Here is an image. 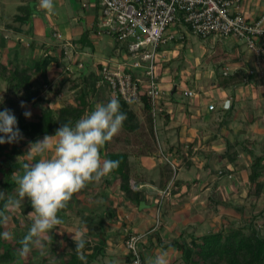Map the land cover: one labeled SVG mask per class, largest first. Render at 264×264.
Instances as JSON below:
<instances>
[{
	"label": "rangeland",
	"instance_id": "374dc122",
	"mask_svg": "<svg viewBox=\"0 0 264 264\" xmlns=\"http://www.w3.org/2000/svg\"><path fill=\"white\" fill-rule=\"evenodd\" d=\"M30 1L0 0V38L4 35L3 30L9 33V47L12 49L15 45L16 35L25 38L21 42L23 46H21L20 51L27 58H29L28 55L31 56L29 51L31 47L28 46L29 40L24 35V31L18 32V30L19 27L23 26L20 19L26 15V11L21 10L20 7L27 6ZM54 9V12L49 14L57 22L53 25L55 27L52 33L53 35L55 33L62 34L64 40L56 37V40L61 41L54 43L47 41V37H51L50 35L47 36L48 34L45 32L46 21L42 14L34 15L31 22L35 31L40 30V34L44 33L38 35L40 40H45L41 49H46V45H48L59 58L58 64H50L52 69L50 72L48 71V78L51 82L44 85L41 89L40 98L34 101L33 111L35 113L37 111L41 113L43 109L49 108V106L61 108L67 103L74 102L76 90L73 88V77H76L81 70L97 73L99 62H106L111 58L115 59L118 52H114L116 43L104 37L99 39L102 42L98 43L96 47L94 45V48L81 46L82 33L86 26L89 27L91 23L88 12L81 7V0H54ZM40 10L37 9L36 12L38 13ZM41 12L45 14V11L41 10ZM79 13L82 15H78ZM78 16H88L86 17L87 22H79ZM2 27L4 29H1ZM179 29L181 34H187L186 41L176 47L172 46V49H170L171 45L168 47L169 52L164 56V60L173 59L168 68H162L164 60L159 63L164 91L163 97L160 99L162 110L158 112L156 117L154 132L158 143V153L160 148H163L162 150L171 154L172 157H170L173 158L175 157L174 151H169V147L174 145L175 148L181 150L177 156L178 163L173 159L171 161L176 164L175 176L182 178L180 180L182 183L175 185V178L169 183L166 192H164L165 189H159L155 186L158 198L153 199L151 203L149 199V208L142 213H139L135 204L130 203L129 199L125 197L119 184L109 189L116 198L107 200L99 193L103 189L104 178L100 182L89 183L78 193L79 196H82L81 202L87 203V214L90 209L95 208H98V213L103 214L106 206L110 208L119 206L122 213V216L117 219L119 222L106 219L105 226L109 222L108 229L110 230L107 232V254L100 256L91 264H127L125 262L127 250L123 243V236H125V229L131 226L132 230L143 235L141 248L147 264H149L150 259H154L161 253L167 254L168 264H185L180 251L176 247L166 246V244L174 240H188L190 233L201 236L221 227L225 229L240 227L253 222L264 234V184L258 188L255 185L251 186L248 180V164L253 158L249 151L253 154L264 155V73H262L264 70L251 68L254 60L253 54L249 52L245 44L235 39L219 37L203 39L188 32L185 28L179 26ZM66 43L67 45H65ZM184 44L185 48H183ZM216 45L228 50L225 58L219 62L209 59L214 53ZM9 47L6 51L4 50L3 61L12 50ZM23 48H26L28 52H25L26 50ZM123 48L120 47L119 49ZM177 54H180L178 55L180 58L174 59ZM39 57L40 55L37 56V58ZM21 58L20 64L25 63L23 57ZM27 58L26 61L29 60ZM32 60H34L33 56ZM29 64H31L30 60L27 62V65ZM53 66L57 68L54 69ZM239 68H243L245 72L243 91L238 87H230L224 90L217 85L218 71L233 73ZM52 70H57L58 73L54 75L53 72L55 71ZM252 74L255 75L253 78L250 77ZM0 82V95L6 91L5 94L1 95L2 98L8 93V89L4 79L0 78ZM187 89L194 91L195 95L192 97L186 95L185 90ZM174 92L175 94L171 95ZM11 94L13 93H8L10 96ZM105 96L109 100L117 99L109 93L108 88ZM231 99L234 103V110L230 115H226L224 113L225 107L230 104ZM257 100L259 101L257 102ZM22 102L20 101V103ZM28 103H25L27 108ZM129 107L136 113L137 120L143 122L146 115L143 104L134 103L130 104ZM14 115L16 116L17 113ZM39 115L31 114L30 117L34 116L36 119ZM163 129L169 130V135L166 134L165 139L161 136ZM132 134V131L122 127L108 144H113L114 139L117 140L120 136L127 138L131 137ZM22 141L24 139H20L18 145L11 143L10 146L25 152L24 158L31 160L32 163L37 162L40 157L30 159L27 154L30 145L28 144V147L25 148L21 145ZM224 143L225 149L222 145ZM125 146L127 147V145ZM209 147L213 151H216V148L223 150L224 153L228 151L229 155L219 153L221 157L224 155L227 164L222 162L221 157L219 159L218 153H214L216 155H212L214 164H209L214 168L210 166L211 168L207 169L206 167L202 170L208 171V180H191V177L186 175L187 168H189L187 165L190 166V163L197 157L198 153L195 154L197 149H200L198 152L202 149L201 153L205 154L204 150L209 152ZM14 153L10 155V160L21 161L20 154ZM198 155L201 156V154ZM155 158H159V156ZM232 158H234L233 161H231ZM6 160V156L0 157V166H4ZM164 161L167 160L164 158ZM130 162L134 163L132 158ZM154 164L152 162L151 165H147L149 168L143 167L147 179H154L158 175L160 165H158L159 163ZM152 165L155 167L152 168ZM189 169L195 172V169ZM131 185L134 187V184L131 183ZM149 189L154 190L151 187ZM83 193L87 194L84 195ZM58 216L61 223L45 235L42 240V250L34 247L27 256H18L14 264H26L27 262L39 264L37 261L41 258H45L51 263L59 262L56 255L51 257L50 249L51 247L56 248L58 253H61L66 245L64 235L74 237L75 234H80L95 244L93 236H90V233H94V231L88 224L82 226L84 220L76 215L75 210L72 209L67 213L60 211ZM7 217L5 231H10L13 238L5 239L4 243L13 246L17 235L22 230L28 231L31 221L28 214H23L20 208L10 211ZM154 233H158L162 237L163 245L158 243L153 236ZM110 238H114L116 244L114 242L113 244L115 245L110 243L112 241ZM3 249L4 247H1V250Z\"/></svg>",
	"mask_w": 264,
	"mask_h": 264
},
{
	"label": "trees",
	"instance_id": "16d2710c",
	"mask_svg": "<svg viewBox=\"0 0 264 264\" xmlns=\"http://www.w3.org/2000/svg\"><path fill=\"white\" fill-rule=\"evenodd\" d=\"M30 2L31 3H28L27 6L20 7L21 10L23 9V11H26V15L23 19H20L23 26L19 27L20 29L18 32H25L24 27L32 21L34 15H45L41 11H38V13L36 12L37 0H31ZM30 28L31 26H29V29ZM90 32L91 29H84L80 38L81 46H90L91 48H94L95 38L90 37ZM28 33H33V30L30 29ZM186 35L184 34L183 38L173 40L170 49H172V46L176 47L178 44L184 43L186 41ZM14 42L16 44H21V41L16 38ZM120 47L123 48L124 46L120 43H116L114 52H117ZM185 47L184 44L183 48ZM227 51L226 48L216 45L215 51L209 59L219 62L221 59L225 58ZM178 55L180 54H177L174 59L178 57L180 58ZM16 60L17 62L8 64L0 61V78L4 79L7 83V92L9 94L10 92L13 93L11 96L7 93L1 98L0 111L7 108L10 109L13 114L17 113V126L20 129L22 137L20 139H24V141L21 142V145L25 148L28 147V144L31 142L43 139L45 135H54L56 130L63 123L71 121L75 124V122L86 112L93 110L97 103H107L109 101L108 97L105 95L107 94V88L110 94L111 91L108 84L102 81V77L96 72L88 73L86 70H81L76 77H73V88L76 90L74 102L67 103L61 108L49 106V108L43 109L36 119H28V117L24 115V113L28 111L27 104L25 103L40 98L41 89L46 83L48 84L51 82L48 78V67L51 63L58 64L59 58L53 53L52 49H49L36 60H31V64L29 65L21 66L19 55ZM172 61L173 59L167 61L164 60L162 62V68H168ZM101 66L102 65L99 64V67ZM161 73L162 71L158 72L160 81ZM254 76L255 75L252 74L250 77L253 78ZM244 78L245 72L243 68H239L233 73H223L218 71L217 85L224 90H227L230 87L242 88L245 84L243 82ZM174 94L175 92L173 94L171 93V95ZM118 100L120 103V111L126 115L122 127L128 131H132L133 134L131 137L127 138L120 136L117 140L114 139L113 144L109 145L106 143L101 149V156L103 158L119 160L120 164L119 167L110 174V177H104V182L102 183L103 189L99 191V193L107 200L110 198H116L109 189L114 186L115 180L119 179L120 189L125 197L129 199L130 203L143 207L147 202V196L150 194V191L147 188H144L145 186H142L141 188L140 186L145 183H152L159 189H166L169 186V183L172 180H175L176 173H174L169 162H165L164 158H161L158 164L160 165V169L157 177L154 179L146 178L147 176L143 170V158L154 157L155 155L160 157V153H158V143L154 132L155 122L151 110L152 106L148 98L142 96L141 103L143 104L146 115L143 122H139L136 113L130 109V104L123 100ZM20 101L24 102L23 107L21 106ZM233 110L234 103L231 99V102L224 113L230 115ZM165 115L168 116V114ZM3 135L4 134L0 132V136ZM19 140L14 142V144L18 145ZM10 144L11 143L0 144V157H7L4 166H0V192H3L5 196L4 200H0V209L4 208V204L9 196L16 195V185L12 179V174L16 172L17 174L22 175L23 164L32 163L31 160L24 158L25 152H21L20 149L18 150L16 147L12 148ZM125 145H127V147ZM169 151H174L175 157H173V160L177 162V156L181 150L175 148L174 145H171ZM14 152L20 154L21 161L10 160L9 157H11L10 155ZM249 153L253 155V159L248 173V180L251 186L255 185L260 188L264 184V155L253 154L251 151H249ZM224 155H229V152L226 151ZM223 156L221 157L222 159L224 158ZM131 158L134 163L130 162ZM233 159L234 158H232L231 161H233ZM210 166L208 164L207 169L212 167ZM132 180L134 181V187L131 185ZM180 180L182 179L176 178V181L174 182L175 185H181L182 182ZM78 193L73 195L70 202L61 210V212L67 213L72 209L75 210L76 215L84 220L82 226L88 224L94 231V233H90V236H93L95 244H92L90 239L88 240L87 238H84L86 241L85 246L80 250L81 252H78L73 237L64 235L66 240L64 250L61 253H58L56 248L51 247L50 249L51 257L56 255L59 262L51 263L49 260L41 258L37 261L39 264H91L100 256H106L108 248V234L105 226L106 219H112L113 222L117 221V219L122 216L121 210L119 206L113 208L106 206V210L103 214L97 212L98 208L93 210L90 209V212L87 214V203L81 202V197ZM154 196H156V199L158 198L157 194ZM20 210L23 214H28L33 211L30 201L26 199L22 203ZM4 214L7 216L10 214V211H5ZM4 231L5 224L3 223V217H0V264H14L17 257L20 256L19 250L17 249H21L22 245L20 241L27 233V230H22L17 235V239L13 246L4 243L5 239L2 236ZM153 236L157 239L160 245H163L162 237L158 233H154ZM123 238L125 241V236H123ZM166 246L176 247V249L180 251L182 260L185 264H264V234L256 224H253V222L240 227H230L227 229L221 227L201 236H197L195 233H190L188 240H174L166 244ZM1 247H4V249L1 250ZM130 261L131 258L127 254L125 262L129 264ZM26 264L32 263L27 262ZM142 264H147L144 256Z\"/></svg>",
	"mask_w": 264,
	"mask_h": 264
},
{
	"label": "built area",
	"instance_id": "2783aa9c",
	"mask_svg": "<svg viewBox=\"0 0 264 264\" xmlns=\"http://www.w3.org/2000/svg\"><path fill=\"white\" fill-rule=\"evenodd\" d=\"M94 1L100 14L92 26V36L108 38L126 48L118 49L115 59L100 61L102 66H98L97 74L117 99L134 104L141 103L142 96H146L155 124L162 110L160 99L164 91L158 75L159 63L165 59L173 40L183 38L179 26L203 39L229 38L245 44L254 57L251 68L264 70V15L251 18L245 14L241 9L243 0ZM90 3L91 0H82V7L88 10ZM185 94L192 97L195 92L187 89ZM162 149L160 157L165 158L176 173L172 155ZM142 236L130 227L125 229L124 245L131 258L129 264H142Z\"/></svg>",
	"mask_w": 264,
	"mask_h": 264
},
{
	"label": "clouds",
	"instance_id": "9594fccd",
	"mask_svg": "<svg viewBox=\"0 0 264 264\" xmlns=\"http://www.w3.org/2000/svg\"><path fill=\"white\" fill-rule=\"evenodd\" d=\"M38 6L48 14L54 12V0H38ZM24 106V102L21 103ZM30 117V112H25ZM126 115L120 111L118 99L97 103L75 124L63 123L54 135L31 143L29 158L40 157L37 162L23 164V174H12L16 195L9 196L0 209V217L6 225L5 211L19 209L27 199L33 211L28 213L30 228L20 241L21 257L34 247L42 250V240L47 233L61 223L58 213L64 209L73 195L89 183L100 182L119 167V160L102 159L101 149L121 130ZM17 118L10 109L0 111V144L17 142L21 137ZM48 154V155H46ZM0 192V200H4ZM4 239H12L10 231L2 233ZM77 251L85 246L80 234L73 237ZM149 264H168L167 254H158Z\"/></svg>",
	"mask_w": 264,
	"mask_h": 264
},
{
	"label": "crops",
	"instance_id": "0c3cea01",
	"mask_svg": "<svg viewBox=\"0 0 264 264\" xmlns=\"http://www.w3.org/2000/svg\"><path fill=\"white\" fill-rule=\"evenodd\" d=\"M29 3H31V2H29ZM91 6H90V8L88 9V10H86V9H84L83 7H82V0H81V7H82V9L84 10V11H87L88 13V16H89V19L91 20V23H90V25H89V27H87L86 26V28H89V29H92V26L94 25V23H96V21H97V19H98V16H99V14H100V10H99V6H98V4H97V2L96 1H94V0H91ZM36 9H39L40 10V8H39V6H38V0H37V4H36ZM241 9H242V11L245 13V14H247V15H249L251 18H259L260 16H262V15H264V0H243V2H242V6H241ZM41 11V10H40ZM78 15H82V14H78ZM84 15V14H83ZM37 16V15H36ZM88 16H78L77 17V19L79 20V22H87L86 21V17H88ZM44 17H45V21H46V29H45V32H46V34H48L47 36H49L50 35V37L51 38H49V37H47L48 38V40L47 41H52V43H54L55 41H61V40H56V37H58V34H60V33H55V35H53V33H52V30L54 29V27L55 26H53L54 25V23L55 24H57V22H56V20L54 19V18H52L51 16H49V14L48 13H46L45 12V15H44ZM37 18V17H36ZM31 22L32 21H30V23H28V25H26L25 27H24V29H25V36H27V39L29 40V43H28V46L29 47H31V49L29 50L30 51V53H31V56L30 55H28V57L29 58H27L26 56H23V54H21L22 52L20 51V48H21V46H23V43L22 44H16L15 43V45L13 46V49H12V47L10 48L9 47V39H8V36H9V33H7V32H5V30H3V37H1L0 38V61L1 62H3V63H15V62H17L16 61V59H17V56L19 55L20 57V60L22 59L21 57H23V59H24V61H25V63H21L22 65L21 66H24V65H27V62L30 60H32V56H33V59L34 60H36L37 59V56L38 55H42V54H44V52L45 51H47V50H49L50 49V47L48 46V45H46V49H41V48H43L42 46H43V42L45 41V40H40L41 38L38 36V35H42V34H44V33H42V34H40V30L39 31H35V29H34V26L33 25H31ZM29 26H31V28L30 29H32L33 30V33H31V34H29L28 33V31L30 30L29 29ZM1 29H4V27H2ZM55 31H57V30H55ZM1 34V33H0ZM54 36H55V38H54ZM90 37L91 38H93V36H92V31L90 32ZM15 38L16 39H18L19 41H21L22 42V40H25V38H23V37H21L20 35H16L15 36ZM58 39H62V40H64V38H63V35L62 34H60V37H58ZM100 42H102L101 40H99V39H94V45H95V47L97 46V44L98 43H100ZM31 43V44H30ZM65 45H67V43L65 44ZM7 47H9L10 48V50H11V52H10V50L8 51V53H9V55L6 57V59L3 61V55H5L4 54V50L6 51V49H8ZM24 50H26V48H23ZM43 53H42V52ZM25 52H28L27 50L25 51ZM42 53V54H41ZM26 58L27 59H29V60H27L26 61ZM22 61V60H21ZM74 62V61H73ZM51 66H49L48 67V71L50 72V70L52 69V68H50ZM54 67V69L55 68H57L56 66H53ZM52 71H55V72H53V74L54 75H56V73H58V71L57 70H52ZM1 83V82H0ZM1 85V84H0ZM1 87V86H0ZM241 89V91H243L244 89L243 88H240ZM240 89H238V90H240ZM46 92V91H45ZM6 93V91H4L1 95H3V94H5ZM1 95H0V100H1ZM259 100H257V102H258ZM39 102H41V101H39ZM255 102V101H254ZM261 102V101H260ZM31 103V104H30ZM30 103H28V112H30L31 114H40V111H37V113H35L34 111H33V109H34V107H33V103H34V101H32V102H30ZM228 105V104H227ZM36 106V105H35ZM227 108V106L225 107V109ZM38 117V116H37ZM28 119H35V117L34 116H31L30 118H28ZM161 133H162V137H164V139H165V136H166V134H168L169 135V130H165V129H163L162 131H161ZM164 135V136H163ZM254 137V136H253ZM32 143V142H31ZM30 146H31V144H29ZM223 146H224V148L223 149H225V143L224 144H222ZM209 149V152L206 150H204V152H205V154L204 153H201V151H202V149H201V151L200 152H198L200 149H197V151L195 152V154H201V156L200 155H196L197 157L193 160V158H192V163H190V166L189 165H187V167H189V168H192V169H195V172H192L191 171V169H189V168H187L188 169V171L186 172V175L188 176V177H191L190 179L191 180H208V171L207 172H205V171H202L203 169H205L207 166H208V164H214V161H213V158H212V155L213 156H216L214 153H218V157H219V159H220V155H219V153H224V151L223 150H220L219 148H216L217 150L216 151H213V150H211V147H209L208 148ZM173 155H174V153H173ZM251 156V155H250ZM156 157V155L154 156V157H144L143 158V160H142V162H143V165H144V167H148L149 168V166H147V165H151L152 164V162L153 163H155L156 165L160 162V157L159 158H155ZM252 157V156H251ZM102 159H104V158H102ZM173 159V158H172ZM252 159L253 158H251V162H252ZM226 159L225 158H223L222 159V162L223 163H225V164H227L226 163ZM147 162H150V164H147ZM251 162H250V164H248V166H249V168L248 169H250V165H251ZM154 164V165H155ZM219 164V163H218ZM231 165V164H230ZM153 166V165H152ZM152 166H150V167H152ZM218 166V165H217ZM155 166H153L152 168H154ZM229 167V166H228ZM199 169V170H198ZM198 170V171H197ZM202 172H204L203 174H205V175H203L202 174ZM111 175L109 174V175H107V177H110ZM181 176V175H180ZM204 176V177H203ZM182 179V178H181ZM184 180V179H183ZM185 180H187V179H185ZM133 181V180H132ZM131 181V182H132ZM134 182V181H133ZM120 183V180L119 179H116L115 180V182H114V185H117V184H119ZM145 185V187L144 188H147L149 191H150V194L147 196V202H146V204L143 206V207H139V206H137V205H135V207H136V209L139 211V213H142L143 211H145L147 208H149V205H148V203H149V201H150V203L153 201V199L154 200H156V198L155 197H153L155 194H156V191H155V189L156 188H158V187H156L155 188V185H152L151 183H145V184H142V186H144ZM148 186H150L151 188H153L154 190H151V189H149L150 187H148ZM153 192V193H152ZM84 195H86L87 193H83ZM80 197H82V196H80ZM150 199V200H149ZM87 201H90V200H87ZM149 203V204H150ZM138 213V214H139ZM117 222H119V221H117ZM108 225H109V222L107 223V226H106V230H107V232L108 231H110L109 229H108ZM130 226V225H129ZM135 227V226H134ZM130 228H132V226L130 227ZM120 232H122V230H120ZM112 234V233H111ZM110 239H112V241H110V243H112L113 244V242L115 241L114 240V238H110ZM115 244H116V242H114ZM124 243V242H123ZM115 244H113V245H115Z\"/></svg>",
	"mask_w": 264,
	"mask_h": 264
}]
</instances>
